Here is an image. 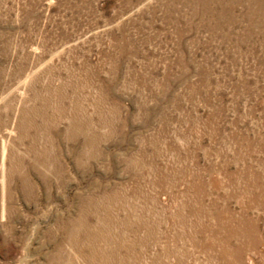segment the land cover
Segmentation results:
<instances>
[{"label": "rangeland", "instance_id": "obj_1", "mask_svg": "<svg viewBox=\"0 0 264 264\" xmlns=\"http://www.w3.org/2000/svg\"><path fill=\"white\" fill-rule=\"evenodd\" d=\"M0 264H264V0H0Z\"/></svg>", "mask_w": 264, "mask_h": 264}]
</instances>
